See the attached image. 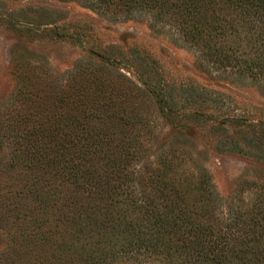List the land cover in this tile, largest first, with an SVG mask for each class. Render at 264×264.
Masks as SVG:
<instances>
[{"label": "trees", "instance_id": "obj_1", "mask_svg": "<svg viewBox=\"0 0 264 264\" xmlns=\"http://www.w3.org/2000/svg\"><path fill=\"white\" fill-rule=\"evenodd\" d=\"M59 1L111 22L146 15L195 48L213 80L264 93V0ZM43 17L10 24L67 35ZM86 53L57 74L20 59L14 91L0 94V264H264V184L227 198L152 132V105L182 130L222 124L215 100L199 84L178 89L141 46ZM233 112L225 122L259 129L264 154V121Z\"/></svg>", "mask_w": 264, "mask_h": 264}, {"label": "rangeland", "instance_id": "obj_2", "mask_svg": "<svg viewBox=\"0 0 264 264\" xmlns=\"http://www.w3.org/2000/svg\"><path fill=\"white\" fill-rule=\"evenodd\" d=\"M0 13L3 15L0 18L2 98H8L16 87L14 65L20 59L39 61L42 65L47 63L57 74L73 68L87 54V48L109 44L138 45L161 61L166 75L178 89L182 90L185 84H199L195 89L198 96L217 102L210 101L213 102L211 108L220 115L218 121L223 122H208L182 130L164 122L156 106L152 105V119L157 117L158 120L152 132L160 136L156 145L162 144L177 152L192 168H206L218 190L227 198H239L242 192V197L249 196V191L245 190L246 180L264 184V154L257 139L260 130L239 129L224 119L234 111L248 119L264 121V93L256 86L229 85L225 77L210 78L198 67L199 53L184 44L178 34L167 28H151L150 18L146 15L111 22L74 1L0 0ZM44 14L49 16L43 17L45 21L51 22L48 27L57 24L59 32L67 35L55 36L49 29L30 35L10 24L16 22L14 26L26 31L34 27V22L42 20L40 16Z\"/></svg>", "mask_w": 264, "mask_h": 264}]
</instances>
